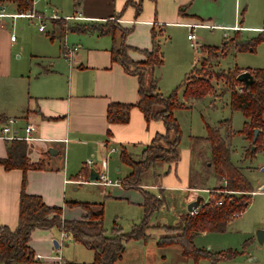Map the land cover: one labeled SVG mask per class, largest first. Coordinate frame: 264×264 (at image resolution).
<instances>
[{"label": "crops", "instance_id": "1", "mask_svg": "<svg viewBox=\"0 0 264 264\" xmlns=\"http://www.w3.org/2000/svg\"><path fill=\"white\" fill-rule=\"evenodd\" d=\"M132 1L137 3L139 0ZM238 2V0H142L141 13L135 18V9L131 5H126L127 0H48L50 7L59 15L80 17L79 20L70 21L71 26L115 21L123 29H130L124 43L139 50L150 49L152 28L155 32H162L163 28L172 26L188 30L205 26L233 31L242 28L240 25L236 26L239 18ZM3 4L7 5L12 13L18 12L16 4L5 1L0 2V7ZM5 25H7L5 22L4 27L0 25V61L3 62V66L6 65L7 73L3 74L10 75L12 53L17 52L19 39L17 38L15 42L11 41V35ZM253 28L258 29L247 27V29ZM33 35L35 43L32 52L35 53L31 54H49L54 51L56 53L53 47H55L54 42L57 41V47L59 51L61 50V54L59 52L57 57L61 55L64 61L47 58L48 64L35 62L32 67H27L29 69L24 75H19L20 83L3 86V89L7 88V90L0 96V124L2 125L7 118H20L21 126L27 122L33 123L36 132L32 139L26 141V155L30 163L42 162L43 167L28 168L24 172L20 168L8 170L0 164V225L11 228L17 226L24 179L25 192L40 195L48 205L61 206L63 219H80L83 216L82 208L68 205L70 201L102 203L103 212L115 201H128L143 210L142 195L138 193L139 190L125 187L121 183L120 178L125 177L130 172V168L120 160V152L125 150L131 158H141L145 146L155 134L164 132V126L159 120L146 121L137 107L130 109L127 123L107 122L106 111L109 104H135L139 98L137 78L126 73L119 64L111 62L110 51L114 45L112 37L79 31H66L59 37L58 30L52 26L51 31L43 33L38 31ZM70 44L72 47H67ZM197 47L201 54L202 48L198 45ZM72 48L76 50L70 52ZM128 56L131 60H144L143 55L136 51H128ZM16 57L22 59L21 53L17 52ZM151 75L155 77L154 70ZM155 78L157 90L163 95L158 85L159 78ZM182 102L186 103V107L179 110L188 109L193 101L184 99ZM220 134L222 135L221 132ZM191 137L204 136L189 135L188 147L183 149L184 151L180 150L178 144L179 159L174 163L164 164L163 171L167 169L166 172L156 183L146 186V189L163 198V203L155 211V217L162 208H169L170 201L180 203L181 209L185 212L180 215V224L177 227L183 224L184 217L188 213L189 201L201 192L207 193L208 196L212 190L224 183L213 175L202 174L200 178L198 175L194 179V167L198 161L194 157ZM243 137L248 146L245 150L252 149L249 139L244 134ZM6 141L0 137V157L7 156ZM111 147L115 150L110 151ZM228 149L230 152V146ZM245 150V158H247L249 155ZM87 158L92 159L95 164L91 167L84 166ZM103 158L106 159L105 169L100 167ZM183 161L182 169H179ZM251 162V159L250 163L246 164L243 160L232 161L235 165L239 164L237 167L246 177V172L255 169L264 170L262 163L253 165ZM100 171H104L113 179H120L119 183L103 184L97 179H90L91 175H98ZM255 192L263 191L254 190ZM206 199L207 197L203 198V201ZM135 210L139 212L138 209ZM108 216L113 219L111 232L108 235H112L114 225L125 231V224L120 226L117 223V214L112 216L110 213ZM154 219L148 223L150 237L147 240L124 241V250L115 264H188L190 258L182 254L179 245L157 244V238L164 234V227L174 226ZM102 223L105 228L104 216ZM129 223L133 224L126 222V225ZM254 227L264 229V218L255 221ZM151 228L162 230L156 233L151 231ZM205 232H197L195 236ZM105 233H107L106 228ZM54 239L57 242L60 239V230L56 227L32 230L27 241L32 255L39 253L55 257L45 260L32 258L24 264H92V249L73 241L69 235L64 237L57 247L53 244ZM249 239L244 249L241 248L239 254L232 258L213 261L202 257L192 263L264 264V241L257 240L256 232L255 236ZM57 254H60V261L56 257Z\"/></svg>", "mask_w": 264, "mask_h": 264}, {"label": "trees", "instance_id": "2", "mask_svg": "<svg viewBox=\"0 0 264 264\" xmlns=\"http://www.w3.org/2000/svg\"><path fill=\"white\" fill-rule=\"evenodd\" d=\"M5 1L16 4L20 12L29 10L31 7L28 0H0V2ZM126 5L134 7L135 18L140 15L142 0L137 3L127 0ZM107 25L108 22L74 26L61 20L51 22L52 28L58 30L59 37L66 31L92 32L101 36H111L114 41L110 51L111 62L119 64L126 73L137 78L138 101L135 104H109L106 111L108 123H127L130 109L137 107L146 121L159 120L164 126V132L155 134L150 143L145 146L141 158L133 159L125 150L120 152V160L130 168V172L121 179V183L125 187H134L140 191L143 207L142 220L133 224L127 232L121 231L114 225L112 235H108L105 233L102 223V203L70 201L68 205H77L82 208L83 216L80 219H63L61 206L48 205L40 195L25 192L24 179L19 200L17 226L11 228L7 225H0V264H24L32 259V252L27 246V241L35 228L56 227L60 231H65L73 241L93 250L92 264H115L124 250V241L147 240L150 237L148 233L149 218L153 212L159 209L163 198L146 189V186L156 183L166 172L167 169L163 171L164 164L174 163L180 156L178 149L180 130L173 116V111L179 109L180 103L177 99L179 90L185 100L197 102L211 93L212 77L224 79L231 86H236V90L232 89L229 94V108L231 111L241 112L245 118L241 133L250 139L251 146L254 145L252 149H247V154L253 157L257 151L264 149V68L247 70V72L250 71L253 82L246 88L243 83L237 81V76L243 70L235 68L213 72L208 69V64H206L213 61L207 58L209 51L217 54L216 57H213L214 60H217L224 56L228 48L233 45L228 46V41L221 48L205 47L201 49L203 55L200 58L199 66L193 67L189 72L190 76H186L171 94L164 96L158 92L157 79L151 75L152 71L162 64V52L157 40L162 32H155L152 28L150 49L139 50L124 43L130 29H123L116 22L112 25L113 29L106 28ZM262 40L264 38L260 36L253 42L241 45L235 43L234 45L239 51H252L254 44ZM128 51L139 52L145 58L143 61L133 62L128 56ZM221 126L230 131L229 122L225 120L218 127L206 125L207 133L204 137H191L190 139L194 157L198 161V164H195L194 179L199 174L213 175L223 180L224 183L211 191L207 199L199 204L197 213L186 214L181 227L165 226L164 229L167 233L157 238L159 246L179 245L182 254L194 260L207 257L215 261L232 258L239 254L240 251L231 249L217 252L206 251L197 247L193 238L197 232L201 231H224L228 223L233 220V214L242 212L248 206L251 198L250 192L253 190L246 176L230 160L227 136L220 134ZM254 129H257L258 132L255 140L252 141ZM6 147L7 156L0 157V164L6 169L20 168L25 172L28 168L43 167L42 162L30 163L28 161L27 143L24 139L7 140ZM217 190L220 193H214ZM247 244L248 241H245L242 249Z\"/></svg>", "mask_w": 264, "mask_h": 264}, {"label": "rangeland", "instance_id": "3", "mask_svg": "<svg viewBox=\"0 0 264 264\" xmlns=\"http://www.w3.org/2000/svg\"><path fill=\"white\" fill-rule=\"evenodd\" d=\"M238 1L239 18L236 21V26L240 25L242 28L235 29L234 31L229 29L223 30L210 28L208 26L194 28L193 30L173 26L163 28L161 35L157 37L162 52V65L160 68L157 67L154 69V76L159 78V89L164 96L171 94L172 91L183 82L186 75H189V72L193 67L199 66V61L203 54H200L197 45L202 49L205 47L221 48L222 45L228 41V46L231 44L233 45L228 48V51L224 53V56L217 60H214L213 58L216 57L217 54L209 51L207 58L210 59V61H213L212 63L206 64H208L207 66L210 71H228L235 68L247 71L246 69L254 70L264 68V40L255 43L252 51H239L234 45L235 43L241 45L253 42L260 36H263L264 38V31L261 29L264 28V0ZM3 6L6 8L7 13L12 14L7 5ZM34 9L48 17L51 14L50 10L46 8L43 2L36 3ZM59 16L64 17L61 15ZM2 22L3 24L4 22L7 23L5 27L10 35H15L16 39H19L17 52L21 53L22 59H18L16 57L17 52L14 53L13 51L10 75L3 74L7 73L5 72L6 65L3 66V62L0 61V74H3L0 76V96L7 90V88L3 89V86L20 83L21 80H19V75H24V72L29 69L27 67H32L33 63L43 62L48 64L49 61L46 60L47 58L53 60H63L61 55L60 57H57L59 52L61 54V50L59 51V47H57V41L54 42L55 47H53L55 48L56 53L54 51L49 54H31L35 53L32 52L33 45L35 43L33 34L38 33V25L35 21L23 18L17 20L3 19ZM45 23V32L48 30L51 31V22L46 20ZM114 23L115 21H108L106 28L113 29L112 25ZM247 27H257L258 29H247ZM187 34L193 35V38L191 40H187ZM61 45L62 43L60 44V47ZM67 47L71 48L72 46L70 44ZM205 54L207 55V53ZM132 61L138 62L135 60ZM211 84V93L206 95L200 101H193L192 104L189 105L188 109L179 110L180 108H185L186 103L182 102L184 101V98L182 97L181 90L178 91L177 99L180 104L179 109L174 110L173 116L176 119L180 130V150L188 147L189 135L205 136L207 133L206 125L210 127H218L220 123L227 120L229 122L230 131H227L223 126H221L220 132L222 133V136H227L228 147L230 146V160L237 162L243 160L246 164L250 163L251 159V163L253 165L255 163H262L264 165V151L262 150L257 151L253 157L247 155L248 157L245 158L244 150L245 147L248 146L247 141L243 137V133H241L245 118L241 112L231 111L227 105L228 101H226V98L229 99L230 91L232 89L236 90V86H231V84H228L224 79L216 77H212ZM219 98H222L223 100ZM1 128L2 125L0 124V130ZM249 142L251 144L250 139ZM183 163L184 161L181 162L179 169H182ZM124 169L126 170L127 168ZM194 170H196V167H194ZM246 175V178L250 181L251 186L254 188H252V191L256 190L260 183L264 184V170L261 171L255 169L254 171L246 172ZM200 176L201 175L199 174V178ZM107 177L111 178L112 181L124 178L121 177L120 179H113L108 174ZM139 192L140 191H138V193ZM218 192L220 193L219 190L214 193ZM199 194L203 198L208 197L207 193L201 192ZM250 194L251 198L249 205L241 212L239 217L233 218V220L228 223L224 231H206L205 233H200L197 236H194V244L197 247H203L202 249L209 252H217L221 250L225 251L228 249L239 251L245 241H248L250 237L255 236V232L258 230L257 228H259L254 227L255 221L264 218V190L263 192H250ZM168 207L169 208L167 209L162 208V211L157 215V217H155L156 212H153L149 221L155 217L154 220L163 221L174 227L179 226L180 215L185 211L181 209L180 203L174 200L168 203ZM135 209H138L139 212L137 213ZM110 213L112 216L117 214L116 220L120 226L121 224H125L126 229L124 232L129 231L132 225L139 223L143 217V210L136 204H131L128 201H115L114 203L108 205L103 212L104 225L107 229L106 234H110L111 232L113 219L108 216ZM126 222H133V224L129 223V225H126ZM150 230L157 233L158 230L162 229L151 228ZM164 233H167L166 230H164ZM219 248L222 249L219 250ZM193 261L196 262L198 260L190 258L188 264H193Z\"/></svg>", "mask_w": 264, "mask_h": 264}, {"label": "built area", "instance_id": "4", "mask_svg": "<svg viewBox=\"0 0 264 264\" xmlns=\"http://www.w3.org/2000/svg\"><path fill=\"white\" fill-rule=\"evenodd\" d=\"M28 2L30 3V6H31L29 10L22 11V12L18 11V12L12 13V14L7 13L6 8L3 6L4 5L3 4L0 7V25L2 27H4V24L2 22V20L4 18H11L13 20L24 18V19H28L30 21H35L38 25L37 30L39 32L43 33L46 30V25H45L46 20H49L50 22L59 21V20L65 21V22H70L73 20H79L80 19V17H78V16L60 17L58 12L55 9L50 7V5L48 4V0H28ZM38 2H43L45 4L46 8L50 10L51 14L49 15V17L45 16L43 13H40L34 9L35 4ZM193 27H195V26H193ZM187 38L189 40H191L193 38V35L189 34L187 36ZM10 39H11V41L15 42L16 41L15 35H11ZM75 50H76V48H72L69 51L73 52ZM21 124H22V120L20 118H7L4 122H2V128L0 130V137L5 139V140L24 139L25 141H28V140L32 139L34 132H36L35 125L33 123H28V122L24 126H21ZM20 130H22L23 132H19ZM113 150H115V148L111 147L110 151H113ZM94 164H95V162L90 158H87L84 162V166H87V167H91ZM100 167L102 169L106 168V159L105 158H103L101 160ZM97 180L103 184H117V183H119L118 180L111 181L107 177V175L104 171L98 172V179ZM263 190H264V184H260L257 186V189L255 191H263ZM253 192L254 191H252V193ZM197 210H198V207L192 208V210L188 211V214L193 215V214L197 213ZM240 214H241V212H235L233 214V217L234 218L238 217ZM67 235L68 234L65 231H60V239L58 240V243H60L63 240V238L66 237ZM52 257H55V256H51L49 254L48 255H42L39 253H35L32 255V258L35 260H45V259H50ZM56 257L60 261V254H57Z\"/></svg>", "mask_w": 264, "mask_h": 264}, {"label": "water", "instance_id": "5", "mask_svg": "<svg viewBox=\"0 0 264 264\" xmlns=\"http://www.w3.org/2000/svg\"><path fill=\"white\" fill-rule=\"evenodd\" d=\"M237 81L243 83V85L247 88L253 82V77L249 72L243 71L237 76ZM253 132L254 133H253L252 141L255 140L258 130L254 129ZM253 147H254V145H252V148ZM90 179H92V180L98 179V175H96V174L91 175ZM202 202H203V197L201 195H197L196 197H194L193 200L189 201V203L187 204L188 211L192 210V208L198 207L199 204ZM256 238L259 242L264 241V229H258L256 231ZM53 244L55 247H57L58 242L56 239L53 240Z\"/></svg>", "mask_w": 264, "mask_h": 264}]
</instances>
